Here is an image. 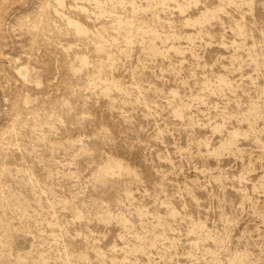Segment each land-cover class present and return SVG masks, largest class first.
<instances>
[{"label": "rangeland", "instance_id": "rangeland-1", "mask_svg": "<svg viewBox=\"0 0 264 264\" xmlns=\"http://www.w3.org/2000/svg\"><path fill=\"white\" fill-rule=\"evenodd\" d=\"M0 264H264V0H0Z\"/></svg>", "mask_w": 264, "mask_h": 264}]
</instances>
